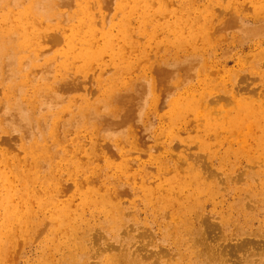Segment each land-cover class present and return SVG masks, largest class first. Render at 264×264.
I'll return each instance as SVG.
<instances>
[{
  "label": "bare ground",
  "instance_id": "obj_1",
  "mask_svg": "<svg viewBox=\"0 0 264 264\" xmlns=\"http://www.w3.org/2000/svg\"><path fill=\"white\" fill-rule=\"evenodd\" d=\"M208 1L197 5V0H0V112L4 113L0 133L16 132L17 136L12 140L0 138V264L10 257L27 264L28 240L35 237L50 236L55 243L60 236L68 248L81 254L89 252L87 232L72 223L73 216L83 209L55 206L41 230L45 222L35 224L37 215L31 204L36 201L45 208L56 204L65 193L82 190L83 185L100 189L113 185V178L106 174H91L82 181L71 179L73 185L55 178L57 172L65 176L72 173L58 164L69 155L74 170L79 168L77 160L86 143L90 144L88 155L96 160L131 153L135 144L145 143L149 156L161 149H174L147 147L140 125L145 124L143 118L150 112L172 126L187 122L188 116L200 118L209 134L217 132L239 145L238 159L247 158L262 170L255 173V179L264 177V99L253 90L251 95L242 93L239 85L222 94L228 102L216 94L199 93L206 90L209 76L203 74L204 81L197 68L206 64L208 73L214 68L202 57L207 54L211 58L216 52L208 51L213 47L209 33L215 20L219 18L226 27L233 25L219 14L206 18L205 12L222 13L229 5L224 0ZM174 3L179 7L177 19L165 20L174 13ZM250 3L257 15L243 20L250 24L242 23V34L252 38L264 34V28L249 27L263 19L258 15L262 12L260 0ZM203 39L206 47L202 54L197 53V41ZM131 53H137V58L128 55ZM184 89L191 94L180 96ZM133 162L139 164L141 176L146 165ZM102 164L109 166L107 161ZM202 165L209 167L198 155L184 159L178 155L162 159L158 173L149 179L146 175L128 180L118 177L120 186L135 181V193L144 196L145 203H154L159 212L179 218L185 230L194 235L191 244L196 251L195 245L205 244L216 228L198 214L196 193L206 188L212 189L214 198L222 197L219 186L224 183L215 172H204ZM206 179L214 185L205 186ZM108 193L121 191L106 189L102 197ZM47 195L51 198L44 201ZM93 204L89 193L82 195L81 207ZM102 211L113 214L109 226L116 229L124 216L121 207L105 206ZM251 249H264V239H238L228 249L216 245L205 250L207 253L199 249L198 255L210 261ZM49 250L51 264H56L58 255L57 264H73V255L65 257L66 253ZM135 251L128 248L124 257H133ZM119 254H111L104 264H118ZM157 254L173 258L165 248H159Z\"/></svg>",
  "mask_w": 264,
  "mask_h": 264
},
{
  "label": "rangeland",
  "instance_id": "obj_2",
  "mask_svg": "<svg viewBox=\"0 0 264 264\" xmlns=\"http://www.w3.org/2000/svg\"><path fill=\"white\" fill-rule=\"evenodd\" d=\"M262 1L264 0H260L259 3L262 12L258 14L263 18L262 22L258 25L251 24L249 27L261 26L264 28V2ZM206 2L209 1L197 0V5ZM223 3L229 4L226 5L227 11L224 10L222 13L207 11L205 12L207 14L206 18L219 14L224 21H232L233 25L226 27L224 22L219 21V18L215 20L209 33L213 41V47L208 51L216 52L211 58L207 54L202 57L203 62L206 61L209 66H214V68L210 70V73L206 72L209 70L206 64L203 68L202 66L197 68L196 73H201L204 81L206 79L204 75L209 76L205 82L206 90L199 91V93L203 92L204 95L216 94V97H219L222 102H228V98L222 94L230 90L229 88L232 85H239L238 88L242 93L251 95L253 94L251 90H253L264 99V34L260 33L252 38L242 34V23L245 25L250 24L245 23L243 20L257 14L254 12L250 0H224ZM175 4L174 7L172 6L174 13L165 20L173 18V22L177 19L179 7ZM197 42L199 43L195 46V49L197 53L202 54V49L206 47V40L203 39ZM254 44H257V46L254 47ZM171 51L173 49L168 50L169 53ZM128 55L133 59L137 58V53ZM163 55L159 56L158 60ZM148 63L149 61L145 64L148 65ZM256 64L260 65L259 68L253 69V65ZM179 93L183 97L191 94L188 91L186 93L185 89L179 91ZM3 115L4 113L0 112V116ZM143 121L145 124L140 125L142 128L141 133L147 147L159 146L166 148V146H170L174 149L171 151L161 149L160 152H155L149 156L145 149V143L144 146H137L133 142L135 147L131 153L125 152L122 156H116L113 159L106 157L96 160L88 155L90 144L86 143L82 145L84 152L79 155L77 160L79 162L78 169L74 170V167L70 164L73 159L71 155H69V158H65L66 161L58 162L64 170L72 172L70 176L57 172L55 178L58 182H67V184L73 185L71 179L82 181L91 174H106L113 178V185L103 186L101 189L99 186L87 187L83 185L82 190L75 193H73L74 190L65 193L59 197L56 204L48 205L45 208H41V203L34 201L31 208L37 215L35 224L40 225L45 222L40 227L41 230L49 222V217L55 206H71V208L83 209L84 211L80 214L73 216L75 219L72 223L75 227L81 226L87 232L85 236L90 239L89 252L81 254L72 248H68L62 243L60 236L57 238L60 241L55 243H51L50 236L47 238L35 237L34 240H28L30 246L27 247L26 251L30 259L27 264H51L49 259L50 247L56 253L62 252L63 255L66 253L65 257L73 255V264H104L107 258H111V254L117 256L119 252L118 261L116 259L118 264H264V249L260 251L252 249L249 251L238 250L233 255L228 256L226 254L222 258L211 259L209 257L210 261L198 255L199 249L207 253L205 250H210L216 245L228 249L238 239H264V177L262 179L253 177L255 173L262 170L253 166V162H249L247 158L238 159L237 150L239 145L232 144L217 132L213 131L209 134L202 127L200 118L188 116L187 122L180 123L188 124L181 125V131L178 130L181 127L180 124L178 126L166 124L153 112L147 113ZM14 135H16V132L0 133V138L12 140L17 137ZM175 138L184 141L178 142ZM157 139L158 141H156ZM202 145H204L203 148H201ZM178 155L181 159H184L187 155L202 157L209 167L206 169L202 165L201 169L204 172L207 170L215 172V174H218L219 179L224 181L219 186L222 197L214 198L212 189L208 190L206 188L196 193V195H199L198 214L206 220L209 219L216 226L214 233H212L213 236L205 240V244L195 245L197 251L191 244L194 235L185 230L186 227L179 218L173 214L165 215L164 212H159L154 203H145L144 196L135 193V181L133 183L126 182V184L120 186L118 180L119 176L128 180L131 176L139 179L142 175H146L149 179L152 174L158 173L159 162L162 159H173ZM223 158L225 159L223 160ZM133 160L146 165L144 172H141V176L138 173L139 164L134 163ZM103 161L109 162L107 168H104ZM150 161L158 162L151 165L149 164ZM199 164L201 163L199 162ZM104 179L105 176L99 179V182L102 184ZM205 182L207 183L205 186L212 187L214 185L211 179H206ZM193 187L196 188V185H193ZM106 189L119 190L121 193H108L105 197H102ZM209 192L211 194H208ZM85 193H89L90 199L94 203L92 206H80L82 195ZM49 197L47 195L43 200L47 201ZM102 206L121 207L124 216L119 220V226L116 229H111L109 226L113 214L102 211L104 209V207L100 208ZM94 209L95 212H93ZM199 225L198 222L195 227L197 228ZM114 246L117 248L114 249ZM172 246L176 248H172ZM185 247L186 249H184ZM128 248L132 251L136 250L131 258L124 257V252H127ZM159 248L170 251L173 258L168 259L167 256L157 254ZM205 253L203 254L208 257V254ZM18 256L19 254L16 257ZM60 258V255L55 257L56 264ZM5 264L22 263L19 259L14 262L10 257Z\"/></svg>",
  "mask_w": 264,
  "mask_h": 264
}]
</instances>
